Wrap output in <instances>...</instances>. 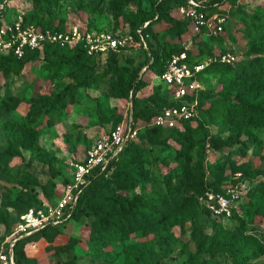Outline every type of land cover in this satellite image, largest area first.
<instances>
[{
    "label": "rangeland",
    "instance_id": "374dc122",
    "mask_svg": "<svg viewBox=\"0 0 264 264\" xmlns=\"http://www.w3.org/2000/svg\"><path fill=\"white\" fill-rule=\"evenodd\" d=\"M40 3L41 0H0V28H7L15 21L25 22V18L29 20L34 16L43 17L44 20L50 18L55 24L62 20L69 27L78 24L107 30L129 44L124 47L126 49L115 51L119 65L125 70L131 68L143 71L147 49L135 40L133 26L125 18V14L136 13V0H60L53 4L51 15L40 14ZM142 4L143 7H148L149 0H143ZM261 6L264 7V0L226 2L223 9L228 28L218 40L204 38L203 35L194 38L193 31L190 30L182 38H172L170 26L166 22L153 26L156 36L151 35L150 39L154 45L181 42L193 53L199 52V43L207 44L216 53L225 47L235 54L234 63H237L247 57L243 30L252 22L251 17H255V11ZM118 11L122 14L116 19L114 14ZM24 24L34 23L28 21ZM231 34L237 40L233 41ZM109 53L96 57V64H104ZM59 57L58 54H53L45 60L41 53L40 59L28 63L19 73L12 71L8 76H3L0 72V100L11 96L20 101L10 114L0 116V152L7 149L19 152V155L4 164L10 175L0 176V213L9 218L7 223H0L1 240L6 239L13 231L14 222L28 205H44L52 203V200L56 202L62 196L64 181L70 179L74 165L84 156L86 147L124 119L127 111V98L121 93L122 77L112 74L91 87H80L74 92L72 101L48 105L55 93L62 91L66 83L74 81L72 69L57 64ZM144 78L147 84L140 90L139 96L147 98L152 105L162 103L161 97L166 95V86L152 69L145 72ZM218 82L219 76L212 75L207 78L206 86L214 90L215 87L220 88ZM232 96L238 98H235L237 102L242 100V95L238 97L237 91ZM254 96L262 97L263 93L253 92L250 95ZM262 100L264 101L263 97ZM212 101H208L198 111V115L203 120L205 131L215 134L218 125L213 118ZM259 105L264 107V102ZM152 121L153 119L148 121L140 118L138 123L141 133L138 143L148 149L146 161L150 165V176L135 191H130V194L138 193L149 200L158 201L167 190L168 171L176 167L174 157L177 151L172 146L163 148V140L156 142L147 137V130L154 126ZM253 132L260 143L248 148L244 154L234 155V164L229 161L225 167L215 168L214 171L206 169L205 179L209 182L218 179L228 186L235 177L241 175L236 167L249 164L252 168H263L264 125L254 128ZM202 136V132L197 134L199 139ZM201 142L191 152L194 160L197 159ZM222 150L227 153L231 151L229 147H223ZM205 157L213 162L216 156L210 150ZM141 160L142 157L137 159ZM134 165L132 167L137 168V164ZM261 179L264 178L259 177L253 183ZM52 181L56 187L50 199L45 192ZM202 197H199L197 204L178 211L162 225L134 232L121 240L96 237L92 232L94 218L80 216L57 231L25 242V255L21 264H124L129 259L126 250L129 246L136 249V264H182L187 258V254L183 252L186 245L193 252L198 250L199 233H203L209 242L218 232ZM247 200L246 196L243 201ZM239 212L241 217L249 221L246 206H240ZM221 224L228 235L233 232L242 235L240 244L247 245L246 237L254 234L264 243V216L257 215L254 221L248 222L246 231L235 218L221 221ZM204 257L208 259L212 254L205 252ZM213 259L221 264L226 261L225 256L219 254L213 256ZM253 262L264 264V255L255 258Z\"/></svg>",
    "mask_w": 264,
    "mask_h": 264
},
{
    "label": "trees",
    "instance_id": "16d2710c",
    "mask_svg": "<svg viewBox=\"0 0 264 264\" xmlns=\"http://www.w3.org/2000/svg\"><path fill=\"white\" fill-rule=\"evenodd\" d=\"M59 1L41 0L39 6L40 14L51 15L53 4ZM136 1L138 4L136 13L125 14V18L132 24L134 38L140 42L141 47L145 45L141 39V35L138 33V29H141L144 41L146 42L147 58L143 66V68L146 67L144 71H137L131 68L125 70L124 67L119 65L115 51L108 52V58L104 64H96L95 58L103 55H89L80 44L62 46L47 43L43 48L27 51L23 57H17L12 53L7 55L0 54V72H2L3 76H8L12 71L19 73L28 63L40 59L41 53L44 54L45 60H48L53 54L60 56L57 64H60V67L64 65L70 67L73 72L74 81L66 83L62 91L54 94L53 98L47 103L50 106H55L57 103L67 100L72 101L74 92L80 87H91L109 74L122 77L121 93L127 98V102H132L133 117L136 124L139 123L140 118L151 121L165 107L180 103V101L174 100L172 89L169 85L158 77L166 69L167 63L173 54L186 51L190 62L203 61L208 57H217L199 75L200 80L205 85V89L200 91L197 103L199 111L203 109L208 101L213 100L211 109L213 118L218 125L217 133L212 134L205 131L203 120L200 119L199 115L190 120L183 121L181 125L174 128L154 125L147 130V137L150 140L156 142L163 140V148L172 146L177 151V155L174 157L176 167H172L168 171L169 176L166 179L168 183L166 184L167 190L161 200L152 201L138 193L130 194V191H135L150 176V165L146 161L148 149L138 143L139 138H141L140 131H138L135 139L126 143L118 159L112 161L109 172L96 170L90 177V183L82 191L69 221L78 219L80 216L94 218L92 232L100 239L112 237L121 240L134 232L149 227L156 228L178 211L187 206L190 208L197 204L199 197L204 196L207 189L224 191L227 185H223L218 179L212 182L205 179L206 169L214 171L215 168L225 167V164L229 161L234 164L232 160L234 155L244 154L248 148L261 142L254 134L253 129L264 125V107L259 105V103L264 102L262 100V97L264 98V7L261 6L255 11V17H251L252 22L243 30L242 36L246 40L247 57L234 63L220 60L219 54L232 52L225 47L219 53H216L207 44L199 43L201 46L199 52L193 53L191 49H188L181 42H164L154 45L150 36H156L153 33V26L157 23L166 22L169 24L172 38H182L189 30L192 31L190 21L180 17L176 13V8L186 1L149 0L148 7L142 6L143 0ZM228 1L209 0L210 11H219L226 16L223 6ZM120 14L122 13L118 11L114 14V17L118 19ZM24 21L56 30H63L66 27L64 21L61 20L55 24L50 18L44 20L43 17L32 16L29 20L25 18ZM146 22L148 24L145 26ZM226 23L224 30L228 28ZM85 26L89 30H103L89 25ZM223 33L218 35H203L193 32V36L196 38L203 35L204 38L218 40L221 39ZM231 38L233 41L237 40L232 34ZM122 49L126 48H120L119 50ZM149 69L155 72V76L167 88L166 95L161 97L162 103L156 102L152 105L151 101L147 98L139 96L140 90L147 84L144 75ZM57 71L58 69L54 70V72ZM212 75L219 76L218 84L220 88L215 87L214 90L207 88V78ZM234 91H237L238 97L242 95L240 102H237L236 96H232ZM253 92H257L258 94L263 93V96L250 97ZM19 103L20 101L16 97L7 96L1 99L0 116L10 114L18 107ZM199 132L203 133L200 139L197 137ZM173 141L175 142L174 144ZM200 141L202 142L198 147L199 153L197 159L194 160L191 152ZM92 144L93 142L86 147V150ZM223 147H229L231 151L229 153L224 152L222 150ZM210 150L216 156L213 162L205 159L206 153ZM17 155H19L18 151L9 149L0 152V176L10 175L5 169L4 164H7L9 160ZM140 157H142V160L137 161ZM134 164H137V168L132 167ZM236 169L241 172L239 180L245 188L243 197L237 202L230 217H215L206 207V211L212 217V224L217 228L218 232L211 237L209 242L203 233H199L198 250L193 252L186 245L183 248V252L187 254V258L182 264H221L213 259V256H216V254L225 256V264H256L253 260L264 255V243L255 234L246 237L248 241L247 245L240 244L242 235L240 236L237 232L228 235L222 228L221 221L235 218L239 220L240 226L246 231L248 229V222L254 221L257 215L264 216V179L257 181L255 184L253 183L259 177L264 178V167L252 168L249 164H246L236 167ZM73 173L74 169L70 179L64 181L65 184L73 179ZM232 182H235V180H232L230 183ZM55 187L56 184L52 181L50 188L45 192L48 198L52 197ZM246 196L248 200L243 201ZM51 202H54V200ZM240 206H246V215L249 221L241 217V213L239 212ZM30 207L33 206L28 205L20 213L14 224L20 220V216ZM8 221V216L0 213V223H7ZM66 223L46 227L19 239L15 245L17 264H21L22 258L25 255V242L38 236H45L49 232L57 231ZM2 241L3 238L2 240L0 239V246ZM126 250L129 254V259L124 264H136V249L129 246L126 247ZM205 252L212 254V257L205 258Z\"/></svg>",
    "mask_w": 264,
    "mask_h": 264
},
{
    "label": "built area",
    "instance_id": "2783aa9c",
    "mask_svg": "<svg viewBox=\"0 0 264 264\" xmlns=\"http://www.w3.org/2000/svg\"><path fill=\"white\" fill-rule=\"evenodd\" d=\"M185 1L176 8V13L190 21L194 33L218 35L224 32L226 16L219 11L211 12L209 0ZM147 24L148 22L145 26ZM138 33L146 46L141 29H138ZM47 43L62 46L80 44L89 55H104L129 45L125 39L113 32L89 30L86 26L78 24L70 27L66 25L65 29L56 30L15 21L7 28H0V54L12 53L17 57H23L27 51L43 48ZM219 58L223 62L236 60L232 52L219 54ZM215 59L217 57L214 56L203 61L190 62L186 51L172 55L166 69L158 77L169 85L174 100L180 103L165 107L153 118L152 124L174 128L198 115V96L200 91L205 89L199 75ZM138 131V124L133 117L132 102H128L124 119L110 132L95 139L84 156L75 163L73 179L63 186L62 196L56 202L30 207L20 216L13 231L1 243L0 264H17L15 245L22 237L46 227L68 222L93 173L96 170L109 172L112 161L118 159L126 143L135 139ZM240 176L235 177V182L228 184L224 191H214L211 188L206 190L202 199L215 217H230L237 202L243 197L245 188L239 180Z\"/></svg>",
    "mask_w": 264,
    "mask_h": 264
}]
</instances>
